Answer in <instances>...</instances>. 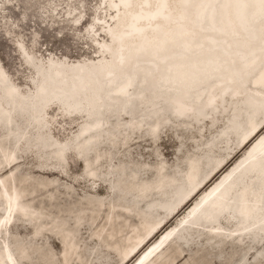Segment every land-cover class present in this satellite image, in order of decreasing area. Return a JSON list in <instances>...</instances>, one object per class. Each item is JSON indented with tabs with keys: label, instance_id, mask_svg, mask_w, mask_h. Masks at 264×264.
Here are the masks:
<instances>
[{
	"label": "bare ground",
	"instance_id": "1",
	"mask_svg": "<svg viewBox=\"0 0 264 264\" xmlns=\"http://www.w3.org/2000/svg\"><path fill=\"white\" fill-rule=\"evenodd\" d=\"M95 1L97 10L110 11V14L100 12L97 15L96 10L93 20L85 27L88 35L93 34L95 37L93 41L97 47L95 56L86 62H96L102 56H108L109 62L93 64L89 69H70L63 64H46L42 68L27 59L39 71L38 75L37 71H32L35 98L30 105L35 108L27 113L19 110L21 105L14 107V104L20 102L17 99L29 98L30 93L24 90L19 92L9 81L4 87L6 76L0 72L4 76H0V92L6 100V106L0 108V124L7 129L0 135V200L3 207V213L0 214V236L7 235L18 218L32 224L33 236L39 238L45 234L44 224L47 221L51 227L49 226L46 234L58 236L62 245L61 262L72 264L75 260L66 258L64 254H71L72 257L78 254L66 221L45 219L41 211L32 207L30 201L34 198V184L42 183L15 175L19 158L14 155L13 147L4 143L14 138V135H5L13 130L10 126L16 125V115L22 116L24 128L20 132L25 135L26 129L37 120L35 115L40 104L45 107L54 101L56 106L65 110L67 105L72 113H82L88 119L85 120L81 115L78 117L82 119V125L77 135L82 134L85 138L75 143L76 137L77 140L81 138L75 135L71 145L62 146L63 149L53 139L39 141L37 144L43 146L45 158L60 165L64 163L67 151L72 150L74 157L82 162L83 169L88 173L87 179L92 182L91 192H96L95 184L99 181L96 176L99 169L95 165L108 156L100 150L97 153V150L106 145V140L115 145L122 127L118 122L105 127L103 124L106 123L107 116H110L109 122L111 117L115 121L121 115L126 118L125 123L128 124L122 129L125 132L122 134V147H127L135 134H141L145 125L150 124V138L155 140L158 132L165 126L174 124L171 121L180 120L176 128L188 132L192 124H201L209 115L212 120L217 114L225 115L228 118L225 129L208 143L207 150L210 152L219 140L231 139L234 142L235 132L245 127L234 151L228 153L227 159L223 157L215 161L211 170L199 175L197 163L196 165L193 161L189 166L187 164V188H184L185 191L176 201L180 204L176 206L177 209L170 207L167 213L158 218L153 217L155 211L163 213L166 205L176 198L178 190L173 189L174 183L170 179L161 180L159 173L165 172L164 168H159L158 178L154 177L152 180L137 179L139 172L134 174L135 169H132V180L126 182L123 179L121 183L131 188L127 192L136 195L133 198L136 200L129 201L139 203L149 196L155 198V201L153 205L147 206L145 216H135L138 225L131 232L125 233L126 230L122 229L123 220L129 218L126 215L129 213V206L124 200L121 204H116L108 196L109 185L105 186L108 189L106 199H109V207L104 211L108 217H105L104 224L97 233L99 238L100 234L105 233L113 240L112 253L118 257L119 264H175L178 260H183V264H190L191 255L185 254L180 247L175 249L174 257L166 253L172 242L178 244L180 240L186 241V235H189L191 241H195L194 236L187 231L193 226L203 231L205 240L211 239L214 242L209 243L205 249L224 245L222 254L227 256L233 255L235 245L245 250L252 239L256 240L251 243L255 244L253 248L263 243L264 0H174L176 6L173 8L170 7L169 0ZM73 20L79 24V18L75 17ZM96 26L104 32V35H100L102 39L96 38ZM26 66L31 69L27 63ZM73 71L78 72L73 81L64 77ZM9 90L13 91L17 99L14 100V95ZM226 95L230 96L226 98L231 99L229 109L216 110L224 102ZM165 99H169L168 102L156 108ZM238 100L243 102L234 106ZM170 106L174 110L167 111ZM29 113L33 114V118L28 116ZM165 118L168 121L165 122ZM25 141L24 148L28 143V140ZM243 149V154L207 190L201 192ZM120 170L121 168H113L109 174H118ZM153 174L155 176L156 172L153 171ZM231 174L236 175L234 180H229ZM105 181L108 184L107 179ZM193 199L194 203L187 210L188 217L180 219L176 233L172 235L169 234L170 230H164L169 220L174 219L178 211ZM85 204L92 212L98 208L96 217H91V213L88 215L93 226L100 216L104 202L95 197L87 199ZM115 207L123 210L121 215L124 219L118 221L119 215L113 211ZM225 221L229 227L224 225ZM98 226L97 224L95 227ZM115 237L117 240H114ZM99 238L96 240L99 241ZM18 242L19 240H15L13 244ZM6 246L0 249V264H14ZM26 248L20 242L16 245V251L21 254H25ZM165 254V260L160 261ZM262 254L264 252L256 254V257ZM263 259L264 257L257 263L253 261L252 264H260ZM26 260L28 259L23 261ZM209 261L202 254L193 263L208 264ZM244 261L242 257L237 264H244Z\"/></svg>",
	"mask_w": 264,
	"mask_h": 264
},
{
	"label": "rangeland",
	"instance_id": "2",
	"mask_svg": "<svg viewBox=\"0 0 264 264\" xmlns=\"http://www.w3.org/2000/svg\"><path fill=\"white\" fill-rule=\"evenodd\" d=\"M79 1L80 2L77 3L75 1L73 2V0H0V72L6 77L1 74L0 76L6 79V85L4 84V87L7 86L9 81L19 92L24 90L31 95L29 98L19 100L13 91L9 90L14 95V100L17 99V101H20L14 104V107L21 105L19 110H24L27 113L30 112L32 108H35L30 105V102L35 98V93L33 94V83H35V79L32 71H37V75L39 71L35 69L32 64L27 62V59H31V61L42 68H45L46 64H63L70 69H83L84 67H88L89 69L93 64L96 65L103 61L109 62L110 59L108 56L107 58L102 56L93 63L86 62L88 59L95 56L94 51L97 47L93 41L95 37L93 34L88 35L85 27L93 20L98 6L95 0ZM169 1L171 8L176 6L174 0ZM100 12L110 14V11L100 9L97 10V15H99ZM75 17L80 19L79 24L73 20ZM260 18H262V16ZM98 28L99 26H96L95 30H98ZM100 35H104L101 29L98 30L96 38L102 39ZM26 63L31 69H27ZM41 73H44V71ZM77 74L78 72L73 71L71 74L64 77L73 81ZM226 97L230 96L226 95L224 102L220 104L216 110L225 111L227 108L229 109L228 105L231 103V99ZM168 100L169 99H165L163 102L160 101L158 105H156V108L161 107L164 103L168 102ZM241 102L243 101H235L234 106H237L236 104ZM55 103L56 102L52 101L45 107H42V104H40V108L38 105H35L39 109L35 115L37 116V120L35 121L37 126L32 123L30 128L26 129L27 134L25 135L20 132L24 128V123L21 121L22 116L16 115V125L10 126L13 130H10V132L5 135L6 137L14 135V138H10L4 141V143L10 144L13 147L14 155L19 158L15 175L28 177L31 181L37 180L42 183L34 184V198L30 201L32 207L34 206L35 209L41 211L45 219L49 220L55 218L57 220L63 219L66 221V226L72 232V239L74 238L73 240L76 243L75 249L78 253L76 255L77 259L76 256L72 257L71 254H64L66 258L68 257V259L72 258V260H75L72 264H119L118 257L112 253L114 248L113 240L108 238L105 233L100 234L99 238V234L97 233L99 228L104 224L105 217H108L106 211H104L109 207V199H106L108 190L105 188L106 185H109L110 195L108 196L112 198L116 204L119 205L121 201L124 200L127 206H129V213L128 211V214L125 213L129 218L123 220L124 226L122 229L126 230L125 233L131 232L138 225V220L135 216L137 214L141 217L143 215L145 216L147 206L153 205L155 201V198L151 196L144 200L142 199L139 203L129 201L136 195H134L133 192H127L129 191L128 189L131 188H127L121 185V183L123 179H125L126 182L132 180L133 176H130L132 169H135L136 173L133 172L134 174L139 172L136 176L137 179L152 180L154 177L156 178L158 176L157 171L159 168H164L166 173L164 171L159 173V175L162 176L161 180L165 181L170 179L175 185H172L173 189L178 190L176 198L166 205V210L163 213L159 210L155 211L153 217L158 218L167 213L170 207H175V209H177L176 206L180 204L176 201L187 188L185 182L188 173L187 164L189 166L194 161L195 164H198H196L197 167L201 166L200 168L198 167L199 175L211 170L215 161L223 157L227 159L228 153L234 151L242 130L245 128L241 127L238 132H235L234 142L231 139H229V141L219 140L216 147L209 152L207 150L208 143L212 139H216L218 134L223 133L225 121L228 120L227 116L217 114L214 116V120H212V116L209 115L201 124H192L193 126L191 125V127H189L190 130L188 132L184 130L181 131V128H176L178 122H181L177 119L176 121H171V123L174 124H168L161 132H158L155 140H151L150 138V124L143 126L142 129L144 130L142 133L139 135L135 134L129 145L127 147H122V144H124L122 134H125L122 129L128 124L125 123L126 118L121 115L118 117V120L115 121L114 117H111V122H109L108 118H110V116H107V118H105L106 123L103 124L105 127H109V125L111 126L118 122L123 128L121 127V131H119L117 136L118 140L115 145H113L111 141L106 140L104 142L106 145L101 146L100 149L97 150V153H99L100 150L101 153L106 152L108 156L95 165V167L98 166L99 169L96 175L99 181L95 184L97 189L96 192H91L92 182L87 179L88 173L83 169L82 162L74 157L75 155L72 150L67 151L66 159L63 161L64 163L60 165L54 160L45 158L43 155V146L40 147V145L37 144L39 141L43 142L46 141V139L51 141L53 139L61 147L71 145V140L75 138L77 131L82 125V119L78 118L80 117L79 115L84 118L82 113H72V110L69 109L67 105H65L66 107H64V110L56 106ZM2 106H6V100L3 98V93L0 92V108H2ZM171 109L173 108L170 106L167 111H171ZM28 116L33 118V114L31 113H29ZM172 119L175 118L172 117ZM9 120L11 121V117ZM166 121H168V118H165V122ZM134 122L136 121L134 120ZM38 124L41 125L40 127H42V129H40ZM17 129L20 130L16 131ZM2 131H7V129L4 125L0 124V135ZM262 132H264V129ZM79 136L81 138L77 140L76 137L75 143L85 138L82 134ZM25 140H28L26 148L23 146V143L26 142ZM46 143L47 142H45V144ZM63 148L64 147H62V149ZM243 152L244 149L236 154L217 177L231 166ZM113 168H121V170L118 174L115 173L110 175L109 173ZM153 171L156 172L155 176ZM217 177H215L201 192L207 190ZM235 178L236 175L231 174L229 180H234ZM105 179H107L108 184H106ZM125 181L123 182L126 183ZM181 187L183 189H181ZM95 197L102 199L104 206L100 211L99 218L92 226L93 222L89 220L88 215L91 213V217L93 215L96 217L98 208L92 212V210L90 211V209H88L85 202L87 203V199ZM194 199L183 206L178 211V214L173 217L174 219L169 220L164 230H170L169 234L172 235L176 233V229L180 224V219H182V217H184V219L188 217L186 216L188 213L187 210L191 207L192 203H194ZM1 204L0 200V214L3 213ZM113 211L118 213V221L124 219L121 215V213H123L121 211L123 210L119 207H115ZM84 216L85 218H83ZM225 218L229 219L228 217ZM97 224L99 226L95 227ZM224 225L229 227L226 221ZM49 226L51 227V224H47V221H45V234L39 238H34V226L16 218L13 225L9 228L7 235L0 236V249L2 246L7 245L6 250H9L14 264H63L60 260L62 245L58 236L46 234L48 233L47 229L50 228ZM202 229L204 230L203 227ZM98 238L101 241H97L96 239ZM155 239L151 243H153ZM15 240H19L22 246L27 247L25 249V254L16 251V245H18L19 242L15 245L13 244ZM114 240H117V238L115 237ZM252 241L256 240L252 239L246 245L245 250L235 245L233 249L235 252L233 255L231 254L229 256L222 254L224 245L218 248L207 247V249H205L204 247L208 245L204 241V238L195 240L188 247L180 248L185 254L191 255L190 264H194L193 261H197L198 257L202 254L210 259L208 264H237L242 257L245 260L244 264H252L256 254L264 252V242L253 248L255 244H251ZM4 242L6 243L3 244ZM175 249H178V244L172 242L166 254L174 257L176 252ZM226 252L227 250H225L224 253ZM166 254L160 258V261L165 260ZM25 258L28 260L23 261ZM183 263V260H178L175 264ZM260 264H264V259Z\"/></svg>",
	"mask_w": 264,
	"mask_h": 264
},
{
	"label": "water",
	"instance_id": "3",
	"mask_svg": "<svg viewBox=\"0 0 264 264\" xmlns=\"http://www.w3.org/2000/svg\"><path fill=\"white\" fill-rule=\"evenodd\" d=\"M182 127V126H181ZM97 145V144H96ZM67 151V150H66ZM90 152V151H89ZM92 153V152H91ZM217 177V176H216ZM199 228H197V227H195V226H193V227H191L190 229L188 228L187 229V231H188V233H190L192 236H194V239L195 240H197V239H200V238H205V235H204V233H203V231L200 229V230H198ZM186 237H187V240L186 241H183V240H180V241H178V247H181V248H183V247H188L192 242H194V241H191V239H190V237H189V235H186ZM204 241L207 243V245L209 244V243H214L211 239L210 240H205L204 239ZM262 257H264V254H262V255H258L257 257H256V259L254 260V263H257L258 262V260L259 259H261ZM256 261V262H255ZM253 263V264H254Z\"/></svg>",
	"mask_w": 264,
	"mask_h": 264
}]
</instances>
